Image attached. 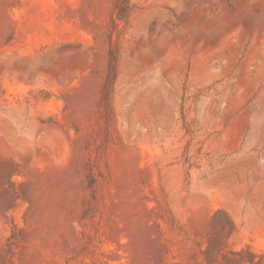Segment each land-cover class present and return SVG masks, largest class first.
Masks as SVG:
<instances>
[{
	"label": "rangeland",
	"instance_id": "1",
	"mask_svg": "<svg viewBox=\"0 0 264 264\" xmlns=\"http://www.w3.org/2000/svg\"><path fill=\"white\" fill-rule=\"evenodd\" d=\"M114 6L0 0L2 264H264V0Z\"/></svg>",
	"mask_w": 264,
	"mask_h": 264
},
{
	"label": "trees",
	"instance_id": "2",
	"mask_svg": "<svg viewBox=\"0 0 264 264\" xmlns=\"http://www.w3.org/2000/svg\"><path fill=\"white\" fill-rule=\"evenodd\" d=\"M131 12V0H115L114 6V18L112 26L117 27V23H126ZM108 68L105 81L101 90L100 104L105 110H110L111 106V94L117 78V49H111L108 54ZM0 264H2V258L0 255Z\"/></svg>",
	"mask_w": 264,
	"mask_h": 264
}]
</instances>
